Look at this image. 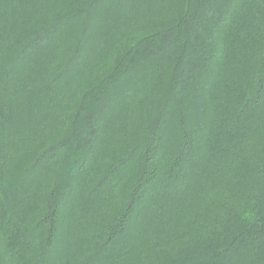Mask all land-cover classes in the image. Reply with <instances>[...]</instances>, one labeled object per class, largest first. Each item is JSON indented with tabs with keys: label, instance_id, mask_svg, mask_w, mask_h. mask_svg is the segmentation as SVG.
Returning <instances> with one entry per match:
<instances>
[{
	"label": "trees",
	"instance_id": "obj_1",
	"mask_svg": "<svg viewBox=\"0 0 264 264\" xmlns=\"http://www.w3.org/2000/svg\"><path fill=\"white\" fill-rule=\"evenodd\" d=\"M0 264H264V0H0Z\"/></svg>",
	"mask_w": 264,
	"mask_h": 264
}]
</instances>
